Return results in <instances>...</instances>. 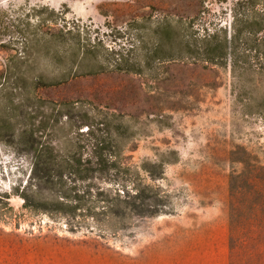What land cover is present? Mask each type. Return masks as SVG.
<instances>
[{"label":"rangeland","instance_id":"374dc122","mask_svg":"<svg viewBox=\"0 0 264 264\" xmlns=\"http://www.w3.org/2000/svg\"><path fill=\"white\" fill-rule=\"evenodd\" d=\"M72 28L80 45H93L98 67L63 84ZM37 74L39 88L16 79ZM71 99L90 118L107 114L122 124L112 149L126 165L154 164V179L140 172L160 212L132 217L115 233L70 232L11 196L12 211L0 217V264H182V239L205 211L226 218L228 264L247 263L246 227L230 224V200L240 224L248 178L262 177L264 167L256 113L264 100V0H0V190L24 180L28 145L18 134L41 118L42 141L58 150L88 146L87 127L68 126L61 112Z\"/></svg>","mask_w":264,"mask_h":264},{"label":"trees","instance_id":"16d2710c","mask_svg":"<svg viewBox=\"0 0 264 264\" xmlns=\"http://www.w3.org/2000/svg\"><path fill=\"white\" fill-rule=\"evenodd\" d=\"M72 30L75 31L72 36L74 48L58 76L63 84L71 78L92 74L98 67L91 49L93 45H80L79 29ZM72 30L67 29L65 33L71 34ZM220 53L218 49L215 55L221 57ZM73 65L76 70L71 74ZM16 79L22 85L29 83L32 88L44 85L41 74L30 78L20 75ZM28 99L34 102L39 100L36 95L28 96ZM77 101L71 99L62 102L61 112L66 116L68 126L76 130L87 127L88 146L58 150L42 141L36 132L47 125V117L41 118L30 130H21L18 139L28 145L26 155L29 164L23 172V181L13 184L9 191L0 190V217L6 211H12L9 205L11 196L22 200L21 210L61 220L70 232L85 228L89 232L95 229L102 234L115 233L124 229L132 217L158 215V193L152 185L143 181L140 172L143 170L154 179V174L147 168L154 164L143 163L139 167L126 165L127 156L116 148L112 149L118 147L123 136L122 124H111L107 114L100 119L90 118L86 111L77 106ZM256 108V113L264 121V100ZM258 169L262 177L254 175L248 178L250 187L245 198L246 217L240 224L230 200V224L236 230L240 225L246 227L242 232L249 242L246 264H264V167ZM231 188L234 189L232 184ZM15 219L18 225L20 220Z\"/></svg>","mask_w":264,"mask_h":264},{"label":"crops","instance_id":"0c3cea01","mask_svg":"<svg viewBox=\"0 0 264 264\" xmlns=\"http://www.w3.org/2000/svg\"><path fill=\"white\" fill-rule=\"evenodd\" d=\"M190 235L182 239L185 255L182 264H228L227 225L224 214L207 212Z\"/></svg>","mask_w":264,"mask_h":264}]
</instances>
